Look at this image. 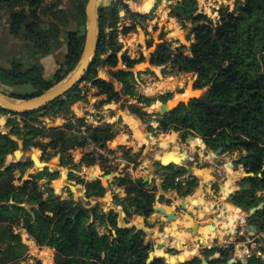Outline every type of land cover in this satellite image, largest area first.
I'll use <instances>...</instances> for the list:
<instances>
[{
  "label": "trees",
  "instance_id": "1",
  "mask_svg": "<svg viewBox=\"0 0 264 264\" xmlns=\"http://www.w3.org/2000/svg\"><path fill=\"white\" fill-rule=\"evenodd\" d=\"M44 1L0 0V10L6 8L11 11L9 27L15 34L22 28L25 33L36 34L37 10L42 7ZM124 1L128 0H118L119 4L109 9H98L96 54L83 79L64 96L43 109L25 114H12L0 107L3 115L19 116L23 120L20 126L9 119L6 123V126L11 128L9 134L0 133V166L8 154L18 149V142L11 137L21 140L25 148H40L45 153V148L38 147L33 140L41 138L44 132L48 133V144L57 150L48 155L47 159L59 155L63 165H66L67 161H64L65 157L61 154L68 150L83 149L86 138L103 147L111 141L116 134L114 124L88 126L84 119L73 120L71 107L81 100V83H89L92 88L98 90V95L105 96L100 104L117 103L120 100L119 93L111 83L98 78V70L104 67L116 68L121 62L126 70L110 72V76L123 85V92L128 98L136 100V104H130L128 109L142 123L151 122L150 117L156 116V130L162 133L173 131L179 133L182 138L197 135L203 140L206 148L213 151L221 143L228 142L233 146L232 149L246 152L247 166L251 167L254 173L262 172L264 180V28L260 30L251 22L247 30H244L249 19L264 14V0H244L233 12L228 14L222 11L220 22L216 26H213L205 15H195L193 23H199V26L193 30L194 38L189 46L190 55L185 54V46L172 49L171 43L156 48L150 56L151 66L169 65L173 72L179 75L193 73L196 76L193 88L209 87L211 101L224 105L222 108L208 109L199 100L190 99L187 104L180 103L174 110L163 115H149L138 108V105L151 106L155 101L165 103L170 99V95L148 98L135 92L134 75L128 69L142 63L144 57L131 59L128 52L123 51L119 35H128L134 27H124L119 31V12L123 10L132 19H147L148 15L131 12ZM159 1L157 0V3ZM86 2L87 0H71L69 17L75 19L78 27L67 32L63 65L54 72L51 79L46 80L39 65L21 72V64L17 63L11 72L6 73L5 81L11 85L31 84L34 91L26 95L10 93L9 97L28 99L38 96L61 82L75 68L84 44ZM184 9L190 12L191 17L196 11V1L181 0L172 9L171 16L179 19L178 13ZM237 10L240 12L237 13ZM257 21L262 23L259 17ZM147 46L150 47V43ZM42 117H61L65 123L61 128L45 129L38 125ZM81 127H84V131H81ZM199 141L201 142L200 139ZM124 150L130 161L135 162L134 154L128 155L130 149ZM82 155L81 163L88 166L96 164V158L90 154L83 152ZM41 160L44 159L41 157ZM99 161L106 163L105 160ZM29 165L18 162L11 164L8 169L20 168L23 173L24 168H29ZM160 169L165 171L163 192L176 191L182 196L190 194L191 189L182 190L177 184L185 174L183 168L169 165L160 166ZM46 171L50 181L56 179L53 174L55 171ZM30 178L35 176L30 175ZM95 178H91L94 180L91 182L80 180L88 198H102L105 195L101 181ZM114 181L118 186L125 187L126 213L128 207L133 208L135 215L140 214L143 207H151L155 200V191L147 190L148 183H143L144 177L133 180L128 175H123L114 178ZM29 183L31 184L24 182L20 186H14L11 180L0 182V225L11 221L14 213L23 216V228L36 245L54 250V264H145L148 253L152 251V247L144 241L145 234L133 228L119 227L114 211L103 212L99 205L81 209L71 201L55 197L50 189V194L44 198L43 193L36 191V183L27 187ZM24 203L37 204L38 209H32V213H29L20 206ZM91 216L93 220L87 228ZM97 221L105 223L115 235H100L95 228ZM9 235L4 239V232H0L3 243L0 247V264L18 260L22 255L17 250L22 247L20 237L13 232ZM154 252L160 256L156 250ZM199 263V259L194 258L183 264ZM152 264L167 263L163 258H155Z\"/></svg>",
  "mask_w": 264,
  "mask_h": 264
},
{
  "label": "rangeland",
  "instance_id": "2",
  "mask_svg": "<svg viewBox=\"0 0 264 264\" xmlns=\"http://www.w3.org/2000/svg\"><path fill=\"white\" fill-rule=\"evenodd\" d=\"M128 1H124V3L126 4ZM133 1L140 2L141 0ZM153 1H155L154 6ZM153 1L142 0L141 2L147 3L150 7L149 12L147 13V19H132L123 10H120L119 12L118 30L121 31L124 27H134V30L128 35H119V43L122 44L123 51L126 50L127 46L135 51L133 57H131L132 59L138 60L141 56L144 57L142 63L134 66L139 70L145 69L150 63V56L153 52H149L148 49L152 50L156 44L167 39L169 36L177 39L170 42L172 49H176L175 46H185V54L190 55L189 46L193 42L194 35L193 32L187 35L185 30H192L194 16L197 14L205 15L208 21L213 26H216L220 22L222 11L228 14L233 12L244 0H195V13L190 17V12L187 9L180 10L178 13L179 19L171 16V12L181 0H160L158 3L157 0ZM116 4H119L118 0H99L98 8L109 9ZM70 9L71 0H45L42 7L37 10L38 33L36 34H34L35 32L25 33L24 28H22L19 33L15 34L9 27L11 11L6 8L0 10V91L2 93H5L6 95H9L10 93L26 95L34 91L31 84L11 85L5 81L4 76L6 73L11 72L17 63L21 64L19 67L21 72H25L32 66L39 65L42 68V76L46 80L51 79L54 72L63 65L66 55L67 32L75 30L78 27L75 19L69 17ZM131 12L138 13L136 11ZM239 12L240 11L237 10V13ZM258 17L261 18L262 23H258ZM263 18L264 14H259L258 16L249 19L244 30H247L249 24L251 25V22L254 26L262 30L264 28ZM106 31L108 32V30ZM134 34H139L141 36L140 41L134 45H130L126 40L128 36H130L129 38L132 37V41L134 42L136 39V36H133ZM149 43L150 47L147 46ZM126 51L129 52L128 50ZM257 57H259V55H257ZM119 65H117L118 68L120 67ZM134 67L132 69H135ZM163 67L164 69H162L161 72L162 77L159 78L158 81H155V86L159 85L157 90H162V95H166L165 91L163 92L164 88L171 91V93L168 94L170 95V99L165 102L167 104L165 111L170 112L174 110L180 103L186 104L188 99H193L197 92L206 91L209 88L204 87L201 89H194L193 86L196 82V76L193 73L179 75L174 73L169 65ZM118 68H114V70ZM145 73H149V70L146 69ZM174 80L179 82H175ZM138 85L142 88L143 82L140 81ZM79 89L81 90V100L75 103L71 107V110L75 108V106H78V104L88 105L92 109L90 115L95 119L96 112L101 113V111L106 109L104 105L100 104V101L103 100L105 96L98 95V90L92 88L89 83H81ZM187 90L190 91V94L185 92ZM135 92L136 94L141 95L137 93L136 89ZM184 92L188 95L187 98H178V95L180 94V97L186 95ZM122 97V101L116 103L117 106L123 107L128 105L124 102L126 99H128L130 104H136L135 99H130L125 94H123ZM138 108L146 114H148V110L152 111L151 106L147 107L138 105ZM154 113L155 114L152 115H163L162 111L157 108L154 109ZM152 117H154V119H152ZM152 117H150L151 122L143 123L144 136L148 134L152 138H143L141 135L139 138L138 135L139 139L134 140L136 143L134 151H128L129 156L134 154L133 160H135V168L140 172L139 176H148L147 190L155 191L154 202L151 204L150 208H146L150 210L148 211V216L144 215L143 208L138 215L133 214L134 210L130 207L127 208L128 213H126L125 208L127 203L125 202V198L127 195L125 197H113L112 201L111 199L109 200V198L105 199V195L102 198H88L86 195V189L80 180L84 182L94 181L91 178L98 176V169L91 168L94 165L88 166L81 163L83 155L81 153L77 154L76 149L74 151H64L61 154L65 157L64 161H67L66 165L61 164L59 155L51 156L47 159V156L56 152L57 148H53L48 144L50 136L46 132L41 135V138L33 140V143H37L38 147L45 148V153H43L40 148H25L21 140L16 137H11V139L18 142L17 150L21 152V156L19 160L14 158L12 155L13 153L6 156L4 162L0 166V182L11 180V184L14 186H20L24 182H31V184L36 183V191L43 193L44 198L50 194L48 192L50 189L53 191L52 194L55 197L60 198L61 200L71 201L81 209H90L95 205H99L103 212L114 211L117 214V224L122 228H131V226H133L132 228L136 231L138 228L135 222L137 219H140L144 226V229L141 230L145 234V243H148L150 248L152 247L153 251L156 250V253L160 256H163L164 253L174 257L182 255L185 252L184 246L189 250L194 251L193 254L186 257L187 260H192L194 258L199 259L202 255H211L212 250L208 251L205 249L206 246H213L211 239L218 238L219 244H223L224 236L220 226L228 224L231 227H234L237 222L236 220L244 219V215L247 213L238 210L237 214L231 210L230 204H225V206L222 204L225 201L224 199L229 190L233 188L232 183L234 184V181L231 179L239 180L241 177V175H237L236 177L235 172L242 171L243 167L242 165H238L240 164L238 159L246 154L244 152H235L237 149H232L227 153L219 155L216 159H213V151H206L203 140L197 135L193 136L194 140H190L189 135L186 138H182V136L177 133L175 140L169 143L170 136L167 138L166 135L173 131L162 133L156 130L158 127V124L154 122L156 116ZM9 119L14 120L20 126L22 125L23 120L21 117H10L8 115H3L0 112L1 134H9L11 128L6 126ZM63 120L64 119L61 117H42L40 118V123L38 125L40 127H45V129L61 128L63 124L60 127L59 122L62 123ZM100 122L101 124L104 123L102 120ZM154 133L156 135H153ZM163 137H166V139L161 145V139ZM175 146L178 147L177 153L179 152V156L183 155V158L186 160L183 166L176 167L185 170L184 176L179 179L182 180V182L178 181L177 184L180 185L182 190H192L187 196H182L176 191H168L164 192V194L160 193V190H162L163 179L165 178V171L160 169L159 160L165 152L173 151ZM32 153H36L38 158L42 157L47 161L46 164L55 170L53 174L56 179L50 181L46 170L41 172V170L38 169L40 166L39 164H32L30 159ZM96 161L95 165L98 164L102 172L100 175L101 180L106 183L109 182L110 179L105 180L103 175L114 174V169L105 162L99 160ZM18 162H24L27 165L30 164L29 168H26V166L23 173L20 168L8 169L11 164H16ZM227 163H232L234 170L233 168L226 166ZM216 170L220 171V177L217 183L218 187L214 188V190L217 191L216 194L218 192H223V194H221V202L218 195H210L213 193H209V189L212 186L211 182L215 178L212 176V173ZM26 171L27 173L32 172V175L35 176V178H30ZM24 174L25 176L23 178ZM203 174L210 175L209 179L203 181ZM121 175L127 176L124 170L120 173V176ZM149 178H152L151 183L149 182ZM223 179L227 180L224 185L221 183V180ZM31 184L29 183L27 187H31ZM112 184L116 186V182ZM107 188L108 189L105 188L106 194L112 192L111 184H108ZM188 198L199 199L200 204L196 200H193L194 203L192 201L190 203V208L188 209V204L186 202L184 203ZM183 204L186 205L185 208L183 207ZM20 206L25 208L29 213H32V209H38L37 204L24 203ZM252 206L253 205L250 207ZM162 207L172 208V211H176L174 218L170 221H166V216L159 215L160 210L157 208ZM184 211L189 214L184 213ZM191 213L195 216H192ZM217 213H219L220 218L215 217ZM223 215H225V217H223ZM92 220L91 216L87 226H89ZM23 223L24 217L20 214L14 213L11 221L0 225V232H4V239L10 236V232H13V234L20 237L22 245V247L17 249L22 254L21 258L11 261L8 264H54V250L47 247L37 246L35 241L26 233V230L23 228ZM211 226L214 227V230ZM95 228L100 235H115V232H110L109 227L101 221L95 222ZM215 228L217 230L216 232ZM201 231L202 233L200 234ZM158 239L162 240L161 249L158 248L156 243ZM199 239H201L202 242H200ZM2 244V240L0 239V247H2ZM235 255H238V248L235 251V254H233V257H235ZM213 257L218 258V254ZM164 261L166 262L165 259Z\"/></svg>",
  "mask_w": 264,
  "mask_h": 264
},
{
  "label": "water",
  "instance_id": "3",
  "mask_svg": "<svg viewBox=\"0 0 264 264\" xmlns=\"http://www.w3.org/2000/svg\"><path fill=\"white\" fill-rule=\"evenodd\" d=\"M98 7H99V0H87L85 8H84V13H85V18H86L85 19V28H84V44H83L81 56L78 60L77 65L75 66V68L57 85L53 86L52 88L43 92L42 94L35 96V97H32V98L14 99V98H11L8 95H6L5 93H2L0 91V107L2 109L6 110L12 114H16V115L25 114V113H29V112H33L36 110L43 109V108L47 107L48 105H50L57 98L64 96V94H66L78 82H80L83 79L84 75L86 74V72L88 71V69L91 65V62H92V60L96 54V50H97V44H98V9H99ZM198 26H199V23H194L192 30L191 31L185 30V33L187 35H189ZM175 38H177V37H175ZM172 40H177V39H174L173 37L169 36L167 39H164L160 43L156 44L152 50L148 49V51L154 52L159 45L170 43ZM178 47L179 46H175V48H178ZM208 89L206 91L197 92L193 99L199 100L208 109L222 108L224 106L223 104L213 103L211 101L209 93H208ZM169 93H171V91L169 89H166L165 94H169ZM190 99H192V98H190ZM190 99H188V101ZM188 101H187V103H188ZM166 108H167V104L162 103V104H160L159 110L162 111V114H165V113L169 112V111H165ZM153 135H156V134L154 133ZM189 139L194 140V137L189 135ZM226 145H228V143ZM224 146H225V144H223V146H221L216 151H214L213 155L218 156L223 151ZM173 151H178V147L175 146ZM185 154H186V151H185ZM12 155L14 156V158L16 160L17 159L19 160L20 156H21V152L19 150H16L13 152ZM30 159H31L32 164H39L40 165L38 167V169H40L41 172L46 170V169L49 172L55 171L53 168L49 167L46 164L47 161L41 160L40 157L38 158L36 153H32L30 155ZM165 161H166V164H165ZM185 161L186 160L183 157L179 156V157L175 158L174 156H171L170 152H168L165 157H162L159 160V164L162 167H166L169 165L183 166ZM229 167L232 168V163L229 164ZM116 170H117V168H115V171ZM62 176H63V174H62ZM110 176H111L110 174L106 175V176H104V179L108 180V179H110ZM147 181H148V176H145L143 183H147ZM263 206H264L263 204H259L256 207H252V208L248 209L246 211L247 213L245 215V218H247L248 216H252L254 213H256L257 210L263 208ZM183 207L185 208L184 204H183ZM160 209L161 208H159V210ZM143 210H144V215L148 216V211H150V210L146 209L145 207H143ZM184 213L189 214L186 211H184ZM175 214H176V212H175ZM175 214H171V216H166V221H170L171 217L173 219ZM132 227L133 226H131V228ZM87 228H88V226H87ZM211 228L214 230V227L211 226ZM250 228L252 230L254 229L252 227H250ZM136 231H142V230L136 229ZM199 240H200V242H202L201 239H199ZM207 248L210 249V247H207ZM155 258H163L166 260L167 264H183L187 261H190L181 255H177L176 257H174V256H169V254H167V253H164L163 256L158 257L155 255V252L152 250L148 253V257L146 259L145 264H152L153 261L155 260ZM199 261H200L199 264H209L208 258H206V256H203V255L199 257Z\"/></svg>",
  "mask_w": 264,
  "mask_h": 264
},
{
  "label": "crops",
  "instance_id": "4",
  "mask_svg": "<svg viewBox=\"0 0 264 264\" xmlns=\"http://www.w3.org/2000/svg\"><path fill=\"white\" fill-rule=\"evenodd\" d=\"M141 2H142V0L140 2L130 0V1L126 2V4L129 6V9L131 11H134L132 9V5H138ZM154 2L155 1H153V6H154ZM153 6H152V8H153ZM148 12H149V10H148ZM147 13H141V14H147ZM164 18H165V16H164ZM133 36H136V39L134 40V42L132 41V39H133L132 37L129 38L130 36H128V38L126 40V42L130 45L131 44L134 45V44L138 43L140 41V38H141V36L139 34H134ZM127 47H129V46H127ZM127 47H126V50L129 51L128 55L131 58V57H133V54L135 53V51L132 50L131 47H129V48H127ZM126 50H124V51H126ZM119 64L118 65L120 67L118 68V66H117L116 68H118V69H115V70H114V68H109V67H104V68H101L98 70V78H100L106 82L111 83L113 85L115 91L119 93L120 100L117 103L122 101V98H123L122 95L124 94L123 85L121 83H119L118 81H116L115 79H113L110 76V72H114V71H118V70H126L125 67L121 64V62H119ZM134 68L135 69H132V70L128 69V71L132 72L134 75V79H135L134 88L136 87L135 89H136L137 93L144 95L148 98L161 96L162 90H160V89L157 90L159 85L155 86V81H158V79L162 77L161 72H162V69H164V67L150 66V63H149V65L143 70L136 69V67H134ZM146 69L149 70V73H145ZM139 80L143 82L142 88H140L138 85V83H140ZM166 89L167 88H164L163 92ZM187 91H185V92L187 93ZM184 93H182V94H184ZM180 95H178V96H180ZM124 102H125V104L127 103L128 105L123 106V107H119L116 105L115 102L105 104L104 107L106 109L101 111V113L96 112V114H95L96 118L95 119H93V117H91L90 114L92 113V109L88 105L78 104V106H75V108L72 109V118H73V120L78 119V118L84 119L86 125H88V126L102 125L100 122L101 120H102V122H104L103 124H114V127H115L114 131L116 134H115L114 138L105 145V147H107L108 149H118V148L130 149L133 152L134 146L136 145L134 140L139 139L138 135H142V134L144 135V126H143L144 124L136 115L130 113V111L128 109V106L130 105L128 99L124 100ZM160 104H161L160 101H155L151 105L152 111L148 110L147 113L150 115L155 114L154 109L158 108L160 106ZM109 119H111V120H109ZM152 119H154V117H152ZM63 121L65 123V120H63ZM63 121H62V123L59 122L60 127L62 126V124H64ZM83 128L84 127H82L81 129H83ZM176 134L177 133H175V132H171L168 135H166V137L168 138V136H170V137L173 136L174 140H175V137L177 136ZM166 137H163L161 139V145L164 142V140L166 139ZM146 141H147V139H146ZM169 143H171V142H169ZM142 148H143V146H142ZM78 150L79 149H76V153L80 154L81 152H80V150L79 151ZM167 153L168 152H166L164 155H162V157L165 156ZM172 154L176 155L177 151H175ZM91 168L98 169L99 173H98V176L95 178V180L99 179L104 188L108 189L107 185L111 184L112 192H110L108 194H106V192H105V199L109 198V200L111 199V201H112L113 197H116V196L117 197H125L126 196L125 187L118 186L117 184H115L116 186H114V184H112V183L116 182V181H114V178H117L120 175L119 171H114V174H110L111 175L110 181L106 183V182H103L100 178V175L102 173L100 166L97 164V165L92 166ZM26 173H27V171H26ZM27 175L30 177V175H32V172L27 173ZM24 176H25V174L23 175V178H24ZM60 176H61V173H60ZM104 176H106V175H103V177ZM209 176L210 175H208V174H206V175L203 174V180L209 179ZM144 177H145V175H144ZM151 180H152V178H149L150 183H151ZM160 193L164 194V192L162 190H160ZM206 196H209V195H206ZM219 200L221 202L222 198L219 197ZM222 204L225 206V204H228V203H226V201H224ZM184 206H186V205H184ZM162 208H165L167 210L172 211V208H168V207H162ZM173 212L175 214L176 211H173ZM160 214L161 213H159V215ZM161 216H164V215L161 214ZM135 224H136L138 229H144V226L142 225L140 219H137Z\"/></svg>",
  "mask_w": 264,
  "mask_h": 264
},
{
  "label": "flooded vegetation",
  "instance_id": "5",
  "mask_svg": "<svg viewBox=\"0 0 264 264\" xmlns=\"http://www.w3.org/2000/svg\"><path fill=\"white\" fill-rule=\"evenodd\" d=\"M227 143L228 142L221 143L218 147L220 148L223 144H225L223 151L219 155L232 150L233 146L230 143L226 145ZM204 148L206 151L209 150L206 148L205 144ZM235 152H244L246 154L245 151H241L240 149H237ZM218 156L213 155V159H216ZM245 156L246 155L241 156V158L238 159L240 162L238 165H242L243 167L242 171L235 172L236 177L237 175H241V177L239 180L231 179L234 181L235 185L229 190L226 198L224 199L226 203L231 205V207L236 208L241 212H246L248 209L256 207L259 204L264 205L263 174L262 172H252L251 167L247 166L248 160H246ZM226 166H229V163H227ZM212 176L215 178L211 182L212 186L209 189V193H213L210 195H218L222 198L221 194H223V192H218L216 194L217 191L214 190V188L218 187L217 183L220 177V171H214ZM226 182V179L221 180L222 185ZM249 204H252L253 206L249 207ZM245 215L244 219L236 220L237 222L234 227H231L228 224L220 226L224 236L223 244H219L218 238H213V246H206L205 248L208 251L212 250L211 255L206 256L209 260V264H264V206L263 208L257 210L252 216L245 218ZM215 217L220 218L219 213H217ZM223 217H225V215H223ZM250 227L254 229L252 230ZM216 231L217 230L215 228V232ZM207 247H210V249ZM237 248L238 255L233 257ZM216 254H218V258L213 257Z\"/></svg>",
  "mask_w": 264,
  "mask_h": 264
},
{
  "label": "built area",
  "instance_id": "6",
  "mask_svg": "<svg viewBox=\"0 0 264 264\" xmlns=\"http://www.w3.org/2000/svg\"><path fill=\"white\" fill-rule=\"evenodd\" d=\"M82 130L83 129H81V131ZM79 150L81 153L85 152L90 154L92 157L96 158V160H105L107 165L112 166L114 171L115 168H117L116 171H119L120 173L124 170L125 174L133 180L140 177V172L135 168V162L130 161V159L124 154V148L108 149L107 147L100 146L86 138L84 148Z\"/></svg>",
  "mask_w": 264,
  "mask_h": 264
},
{
  "label": "bare ground",
  "instance_id": "7",
  "mask_svg": "<svg viewBox=\"0 0 264 264\" xmlns=\"http://www.w3.org/2000/svg\"><path fill=\"white\" fill-rule=\"evenodd\" d=\"M132 9L134 10V11H136V12H139V13H147L148 12V10H149V5L147 4V3H140V4H138V5H132ZM187 94H190V91H188L187 92ZM183 95V96H178V98H183V99H186L187 98V96L188 95ZM160 108V106L157 108V109H159ZM143 136V138H148V139H150V135H148V134H146L145 136L142 134L141 135V137ZM139 138H140V135H139ZM152 138V137H151ZM174 141V137L172 136V137H170V142H173ZM146 143V142H145ZM202 144V143H201ZM203 146V145H202ZM175 151H171L170 152V154H171V156H174L175 158L176 157H179V154H176V156L174 155V154H172V153H174ZM166 153V152H165ZM164 153V154H165ZM163 154V155H164ZM164 157V156H163ZM181 157H183V155L181 156ZM162 157H160V159H161ZM165 164H166V161H165ZM204 181V180H203ZM232 186L234 187V184L232 183ZM199 193V192H198ZM193 200H196L199 204H200V201L198 200V199H195V198H188L187 200H185L184 201V203L186 202L187 204H188V209L190 208V203L193 201ZM195 201V202H196ZM194 203V202H193ZM185 205V204H184ZM196 205V204H195ZM206 205V204H205ZM212 207V206H211ZM157 209H159V208H157ZM231 210L232 211H234L235 213H237L238 214V209H236V208H231ZM207 211V210H206ZM228 212V211H227ZM159 213H161V214H163L164 216H171V214H174V212L173 211H170V210H167V209H165V208H161L160 209V212ZM229 213V212H228ZM191 215L192 216H195L194 214H192L191 213ZM236 216V215H235ZM238 216V215H237ZM171 219H172V217H171ZM208 229V228H207ZM198 231V230H197ZM205 231V230H204ZM202 233V231L200 232V234ZM179 234V233H178ZM205 234V233H204ZM175 236V235H174ZM177 236V235H176ZM211 236V235H210ZM206 237V236H205ZM164 238V237H163ZM184 238V237H183ZM185 239V238H184ZM211 240H213V239H211ZM216 241V240H215ZM163 242H164V240H163ZM182 242V241H181ZM180 242V243H181ZM157 246H158V248H162V240L161 239H158L157 240ZM218 244V243H217ZM178 245V244H177ZM179 247V246H178ZM184 253L181 255V256H183L184 258H186L187 256L189 257L191 254H193V250H189L187 247H184Z\"/></svg>",
  "mask_w": 264,
  "mask_h": 264
}]
</instances>
